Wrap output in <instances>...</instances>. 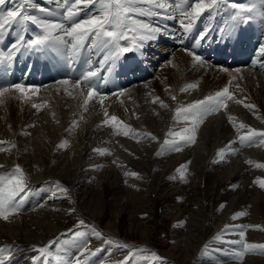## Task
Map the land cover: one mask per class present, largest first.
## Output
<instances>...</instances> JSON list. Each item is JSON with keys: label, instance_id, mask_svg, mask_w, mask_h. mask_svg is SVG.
Masks as SVG:
<instances>
[{"label": "bare ground", "instance_id": "6f19581e", "mask_svg": "<svg viewBox=\"0 0 264 264\" xmlns=\"http://www.w3.org/2000/svg\"><path fill=\"white\" fill-rule=\"evenodd\" d=\"M168 4L166 9L153 10L159 15H133L138 24L147 22L155 27L156 22L164 35L173 34L170 40L163 42L160 36L136 51L150 70L149 77L114 95H94L87 106L84 100L88 91L82 86L74 87L75 82L71 81L67 85L52 82L40 89L25 86L29 91L24 97L18 92L0 96V141L4 142L0 144V183L17 165L27 177L26 187L18 197L20 213L9 221L0 219V248L4 249L0 258L8 256L10 250L12 264H32L34 256L40 257L37 264H65L69 260L75 264L77 258L81 264H112L119 249L97 250L100 239L96 236L75 247H65L57 260L54 253L47 251L41 255L35 250L49 246L50 242L54 250L56 242L67 232L70 210L77 209L91 219H105L104 231L112 236L120 233L125 218L129 233L138 234L141 243L151 242L155 226L160 227L154 223L153 215L149 216L150 212L156 214L161 224L165 222L162 216H167L172 222L170 242L161 256L172 257L178 264H264V254L259 251L246 254L242 262L235 256L242 249L241 231L247 243L259 244L264 240V189L254 183L264 181V167L256 166L264 164V138H254L252 146L239 143V137L246 135L249 128L264 131V61L260 62L264 54L259 51L264 46V18L253 12L255 19L247 26L256 39L255 48L260 44L257 56L244 66L223 67L205 60L197 63L188 52L170 46L177 43L173 32L183 29L181 21L186 22V18ZM142 5L135 7L143 9ZM38 6L50 12H40ZM15 7H23L26 15L62 23L65 28L72 26L61 15L62 11L67 13L57 6L56 0H6L0 10L6 15L8 9ZM78 7L83 9L84 4ZM99 9V3L89 4L80 12L84 14L80 21L89 19L91 13L99 14ZM7 31L28 39L42 34L41 28L27 24L23 32L20 26L6 27L0 31V38ZM184 33L191 40L194 38ZM228 36L236 38L238 33ZM120 43L126 44L123 40ZM159 45L168 46L162 51ZM157 46L153 50L161 57L155 53L144 60V52ZM64 47L54 46L57 51ZM4 54L8 56V52ZM157 64L159 74L154 76L152 67ZM4 81L5 77L0 75V85H5ZM188 84L197 86L181 92ZM225 86L234 97L224 98L222 103L227 108L220 107L205 116L202 123L196 121L195 115L173 119L177 108L214 96ZM32 89L37 91L33 93ZM159 101L167 107H161ZM245 104L255 108H246ZM112 116L117 121H112ZM194 121L199 123L195 143H181V151L164 145L166 139L179 141L177 133L191 135L184 130L190 129ZM240 123L247 127L240 129ZM169 132L174 135H168ZM145 133L157 139L146 138ZM61 144L64 146L58 147ZM94 149H106L111 154L101 155ZM218 150L225 151L226 159L214 163L219 160ZM157 152L161 154L156 155ZM185 165L186 171L181 168ZM132 172L138 175H130ZM57 182L67 188V193L57 190ZM230 185L238 187L231 190ZM221 204L225 205L222 209ZM238 213L246 214L233 219ZM225 225L229 228L221 239L226 240H215ZM205 243L209 244L206 249ZM85 247L90 251L82 256Z\"/></svg>", "mask_w": 264, "mask_h": 264}, {"label": "snow or ice", "instance_id": "6c2138e0", "mask_svg": "<svg viewBox=\"0 0 264 264\" xmlns=\"http://www.w3.org/2000/svg\"><path fill=\"white\" fill-rule=\"evenodd\" d=\"M57 6L66 10V15L64 12H61V15L64 16V19L68 21H75V18L80 14L81 11L88 8L89 4H100L99 14L91 13L90 18L80 22L72 23L70 28H65L64 24L57 23L50 20H45L38 18L37 16L25 14L23 7H15L7 10L5 15L2 10H0V31H3L6 27H15L20 26L21 31H24L23 24L25 22L31 21L33 24H38L42 29V34L36 35L34 38L25 39L24 35H19L16 41L10 46L8 51L7 59H12L13 55L16 52L21 50L23 47L24 51H33V52H44L48 49L56 46L63 45L66 49L70 50L73 54H78L83 48H85L86 41L91 42L93 48L102 47L107 52L108 55L105 57V60L117 61L125 53L133 51H141L145 44L148 41H153L158 39V34H163V30L160 27H153L147 23H137L133 18V15L139 13L140 15H159L160 13L154 12V9H166L169 4L165 3L164 0H56ZM171 0H169V3ZM222 0H180L179 3L175 4V7L181 9V14L186 18L185 21H181L184 32H189L192 29L193 24L197 19H199L207 9H212L217 7ZM6 0H0V5H4ZM81 3L84 4V8H79L78 5ZM136 4L147 5L146 8H137ZM185 5L187 7H185ZM232 8L239 9L231 17L235 22L250 21L253 19L251 13L256 12L259 16L264 18V0H259V7H257V0H249L248 5H240L232 3ZM190 8V11L188 10ZM40 12L49 13V9L43 7L37 8ZM235 25L230 26L228 29H221V32L227 31L231 36L233 34ZM63 33V35H57V33ZM207 33H201L200 39L203 40L206 37ZM68 37L69 39H65ZM125 41V45H121L120 41ZM183 43V41H180ZM260 53L264 54V46L259 49ZM188 55L192 56L194 61L197 63H202L201 57L199 55H194L193 52L188 51ZM96 76V72L88 70L86 73L82 74V81L77 80L74 84V87H81V84L87 86L88 94L87 98L84 100V105L87 106L89 102L94 98L93 85L91 83L92 78ZM62 85H67L69 82L67 80H61L58 82ZM196 84H188L186 87L181 88V92H185L188 89L195 88ZM239 87V85H237ZM29 89L23 86L20 83L10 84V85H0V96L4 93H20L21 97H24V94L28 92ZM33 93L37 90L32 89ZM123 93H121L122 95ZM82 95V93H81ZM175 99V97H172ZM224 98L228 100L234 99L233 95L229 91V87L225 86L221 91H217L214 96L210 95L206 97L203 101H196L193 104H189L183 108H177V115L173 117L174 120L179 119L180 116L185 118L195 115L196 121L199 123L203 122V118L207 115H210L214 112L220 110V107L227 108V104L222 103ZM156 100H159L157 97ZM155 102V101H154ZM161 107H167L163 101H159ZM241 103V101H236ZM33 107H37L35 104ZM246 108L253 109L255 105L245 104ZM107 116V112H105ZM233 117L229 116L230 122L233 121ZM112 121H117L116 116L111 117ZM196 121L193 122V125L190 129H185V132H190L191 135H181L179 133L175 134L179 136V141L173 139L164 141L165 146L171 147L175 151H181V143L191 144L196 141V132L199 127V123ZM107 123V120L104 121ZM75 126V125H74ZM247 127L245 124L240 123L239 128L244 129ZM125 136L129 135L128 132L123 133ZM146 138L150 137L151 140L155 141L157 137L151 133L144 134ZM168 135H174L172 132H169ZM256 137L264 138V131H255L251 128L248 129L246 135L239 137V143L241 145L247 144V146H252L255 143ZM4 142L0 141V144ZM261 143L264 144V139L261 140ZM61 144L58 147H63ZM15 147V145H12ZM3 149L0 148V151ZM98 151L101 155H110L108 150L94 149ZM160 152H157L156 155H160ZM219 160L215 162H222L226 159V153L224 150H218L217 153ZM115 163V161H114ZM190 163V162H188ZM248 163H251L248 161ZM257 167H264V164H257ZM2 167V165H0ZM183 170L186 171V165L181 166ZM129 175V173H125ZM130 175L136 177L138 174L135 172L130 173ZM27 177L25 176L24 171L17 165L0 183V219L4 221H9L10 217L15 216L21 211V200L18 199L19 194L24 191L26 187ZM186 182V181H185ZM259 183V187L264 189V181H254V183ZM237 185H230L231 190H235ZM56 188L59 192L67 193V188H63L59 185V182L56 183ZM178 200L181 198H177ZM225 205L221 204L220 208L222 209ZM74 211V210H70ZM246 213L235 214L232 218L236 219L237 216L243 215ZM79 225H84V221L81 220L78 222ZM175 226V225H174ZM229 226L225 225L221 233H217L214 237L215 240L219 241L224 232L228 230ZM92 233L97 238H103V234L96 230L94 227L91 229ZM75 235L83 236L84 233L77 232ZM242 249L238 251L235 256L237 259L243 260V257L246 254L256 253L257 251L260 254H264V244H254L247 243L244 241V232H240ZM105 243L111 244L113 241L111 239L105 240ZM90 243V241L88 242ZM39 247L35 248L41 255L46 254L48 247ZM118 247L128 248L127 244H118ZM207 248V245L204 246ZM142 251V249H139ZM90 251L86 247L81 251L83 256L86 252ZM4 252V249L0 248V254ZM95 255V252L91 253ZM152 257L158 260H164V258L159 257L157 253L152 252ZM32 264H37V261L40 259L39 256H34L31 258ZM0 264H12L11 253L9 250V255L0 258ZM65 264H72L71 260L65 262ZM75 264H81L79 258L76 259ZM118 264H125V262H118Z\"/></svg>", "mask_w": 264, "mask_h": 264}, {"label": "rangeland", "instance_id": "374dc122", "mask_svg": "<svg viewBox=\"0 0 264 264\" xmlns=\"http://www.w3.org/2000/svg\"><path fill=\"white\" fill-rule=\"evenodd\" d=\"M248 2H249V0H248ZM167 3H169V0H167ZM144 6H146V5H144ZM144 6L142 5V7H144ZM31 7H33V5H31ZM153 20L154 19L152 18V21ZM154 24H156V22ZM160 28L163 30L162 27H160ZM263 32H264V28H263ZM170 35L171 34H165V35L159 34L158 39L161 36L160 39L163 38L162 40L164 42L166 39L173 38V34L171 36ZM256 45H257V49H258L260 44L257 43ZM163 47L165 48L167 46H160L159 45V48H158V46L152 47V50H153V48L155 50H156V48H158V49H161L162 51H165V50H163ZM153 54H155V53H152L151 49L148 51H145L143 54L144 60L148 59L150 57H154ZM262 61H264V59H262L260 62H262ZM152 68L154 69V70L152 69L154 76L156 73L159 74V71H158L160 69L159 64L153 66ZM233 68H235V67H233ZM162 75H163V73H162ZM73 210L74 211L71 212V214L73 216L71 215L69 217L70 219H68L69 223L67 226V232L64 234V236H62L56 242V245L54 246L55 249L58 248L60 250V253H61L62 249L64 250L65 247H68L69 245H71L72 247H75L77 244H80V243L86 241L87 239H90V237L95 236L91 230L94 227L96 230L100 231L103 234V238H99L100 239V245L98 246L97 250L100 251L101 249H106V250L108 249L107 252H110V251H113L115 248H118L120 251L119 256L112 261V264H118V262H125V264H167V263L168 264H178L175 262L176 259L174 260L172 257H170V259L168 257V258H164V260H158V259H154L151 255L152 252H155V253H157V255L159 257L163 258V256H161V255L163 254L164 250H166L168 245H169L170 239H168V238H169V232H170V225L172 222L170 220H168L167 216L166 217L162 216L161 219L164 220L165 222L163 224H161L160 219H158V217H156V214L150 212L149 216L153 215L152 217H154V219H153L154 223H156L157 226L160 225V227H159V229L157 228L158 229V231H157L156 226H155V230L153 231L155 237L152 238L151 242L148 241V243H149L148 244V243L139 242L138 234L135 236V234L132 235L129 233L127 222L125 221V218L122 219V224L120 226V233L112 236L109 233H105V231H104L105 230L104 222L106 221L105 219L103 221H98L94 218L91 219L89 216L85 215L83 212H81L79 210L77 211V209L76 210L73 209ZM81 213H83V214H81ZM69 214H70V212H69ZM159 214H161V213H158V215ZM81 220L84 221V225H82V226L78 224V222ZM77 232H82V233H84V235L83 236H77V235H75ZM108 239H111L113 242L111 244L105 243L104 241L108 240ZM225 240L220 239V241H225ZM118 244H127L129 247L128 248H121V247H118ZM150 244H152V246ZM259 244H264V240H261ZM205 245H207V247H209L208 243L207 244L205 243L204 246ZM149 246H151V247H149ZM139 249H142V251ZM48 250H50L49 247H48ZM69 250L70 249L68 248V251ZM219 255H221V254H219Z\"/></svg>", "mask_w": 264, "mask_h": 264}]
</instances>
